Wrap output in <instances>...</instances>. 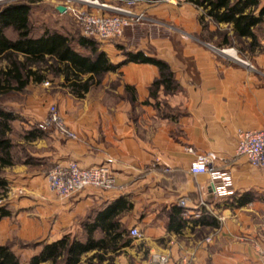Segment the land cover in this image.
Here are the masks:
<instances>
[{
  "label": "crops",
  "instance_id": "crops-1",
  "mask_svg": "<svg viewBox=\"0 0 264 264\" xmlns=\"http://www.w3.org/2000/svg\"><path fill=\"white\" fill-rule=\"evenodd\" d=\"M108 4L126 6L123 0ZM50 5L56 9L60 3ZM129 7L174 21L182 30L149 36L129 27L115 42L97 40L100 49L113 63L124 59L123 47L164 60L176 90L167 92L161 85L151 95L157 67L128 62L107 72L100 85L118 78V93L128 85L129 96L106 101L90 97L89 91L82 98L68 97L59 111L76 138L55 131L23 139L34 148L29 158H47L49 168L69 161L81 167L102 164L116 186L58 197L48 188L44 164L23 159L6 167L5 207L10 214L0 219V244L12 235L55 241L72 233L89 212L121 200L115 219L128 233L116 241L127 253L118 255L120 264H148L154 252L167 254L168 264H264V167L255 168L236 154L238 130L264 128V49L254 51L250 65L219 49L215 42L222 47L232 37L252 38L237 37L232 22H217L191 2L136 0ZM263 7L264 0H257L244 12L258 16ZM262 25L264 16L251 27L254 40ZM188 145L197 153L217 155L211 171L190 173L193 155L184 151ZM213 188L230 193L217 196ZM249 192L255 197L237 205ZM181 197L191 211L200 212L199 218L182 214ZM132 227L140 237L129 236ZM124 239L128 245H122Z\"/></svg>",
  "mask_w": 264,
  "mask_h": 264
},
{
  "label": "trees",
  "instance_id": "trees-1",
  "mask_svg": "<svg viewBox=\"0 0 264 264\" xmlns=\"http://www.w3.org/2000/svg\"><path fill=\"white\" fill-rule=\"evenodd\" d=\"M34 1L14 0L0 5V95L22 91L32 81H44L50 73L61 75L62 84L70 93L76 98H82L92 87L100 85L107 72L116 71L128 62L149 63L157 67L158 77L151 84V95L161 85L167 92L176 90L177 83L168 63L142 50H123L124 59L113 63L93 37L70 35L64 30L47 26L35 34L31 23V3ZM184 1L206 9V14L217 22H232L237 37L250 36L252 40L255 35L251 27L264 16V7L258 16L252 10L244 12L248 5L255 6L257 0ZM129 88L125 86L128 91ZM14 119V114L0 105V199L7 191L4 168L15 163V144L10 137L11 122ZM41 136L43 131L36 126L25 134L24 139ZM249 198L251 194L247 193L245 198L238 200L237 205L246 203ZM121 207V200H116L100 212H89L81 221L83 236L64 234L55 241L42 243L40 250L32 254L24 264H84L82 256L89 252L93 253L87 257V262L93 258L104 259L108 252L115 253L119 248L116 241L128 233L125 228H120L115 219L116 210ZM176 210L179 217L181 209ZM9 214L6 207L0 205V219ZM121 243L128 245L129 240L124 239ZM0 264H22L8 243L0 244Z\"/></svg>",
  "mask_w": 264,
  "mask_h": 264
},
{
  "label": "rangeland",
  "instance_id": "rangeland-1",
  "mask_svg": "<svg viewBox=\"0 0 264 264\" xmlns=\"http://www.w3.org/2000/svg\"><path fill=\"white\" fill-rule=\"evenodd\" d=\"M12 1L14 0H0V5ZM110 1L98 0V2L100 4H104L105 7L91 6L86 7L84 9L91 13H100L108 15L116 14V11L114 10L115 7L131 9L130 7L125 5L122 6L108 4L110 3ZM57 2L62 5L64 0H36L31 3V23L33 32L37 34L42 27L47 26L50 28L56 27L60 30H64L70 35H83L81 28L76 21V16L74 13H72L71 11H64L63 13H59L56 9L53 8V6L50 5L51 3L54 4ZM69 5L75 10L83 9L81 5L75 3ZM142 13L144 15V18L140 21H134L131 24L124 26L120 36L103 41H117L123 35L126 28L129 27L133 28L137 32L141 31L140 33H145L149 36H162L182 30L178 25L174 23V21H171L169 19H163L155 14H150L143 11ZM259 29L260 30L257 33V40L247 41L244 39L232 37L227 40L226 45L222 47L218 46L216 44L217 42L213 43L221 50H231L235 55H237L238 60H240L242 63L250 65L253 61L252 55L254 54V51L264 49V25L260 26ZM7 33L11 35L10 31H8ZM123 50H127V48L123 47L122 52ZM62 82L63 78L61 75H54L49 73L46 75L44 81L39 83L32 81L22 91H13L7 94L0 95V105L3 106L5 109L11 111L15 117V119L11 122L12 130L10 134V137L12 138V141L15 144L13 148V156L15 161L14 165L21 163L23 159L25 160L29 158V152L32 151L34 148L29 144L23 142L24 136L28 131L35 129L36 126L38 127L39 123L47 117L48 108L50 107V105H56L59 115L64 121V118L62 114H60L61 112L59 111L60 107L62 108L65 104V100L68 97H72L73 95L70 93L69 89L62 84ZM121 85L122 84L120 83V80L118 78L109 79L108 81H106L104 86L98 85L96 87H92L90 89L89 96L100 97L102 99H105L106 101H109L111 98L114 99L115 97L129 96L130 92L125 88L121 93H118L119 87ZM41 130L43 131V135L45 136H47V134L49 133L56 131L54 130V128L50 127ZM57 133L62 136L59 132ZM28 160L32 161L33 163H38L42 165L44 164L46 166L44 167V170H46L47 167L49 168L48 164H50V162L47 158H36V160L34 158H29ZM6 169L7 168H4L3 171L4 177L7 173ZM249 193L252 197H255L253 192ZM260 198H264V192L260 195ZM5 201L6 192L4 193V196L0 199V205L5 206ZM77 224L78 225L75 227V230L70 233L72 237L83 236L80 221H78ZM63 235L64 234L62 233L61 236ZM43 241L44 240H37V238L26 239L21 238L17 235H12V237L8 239L6 243L11 245L13 251L18 256L20 262L24 264L36 250H39L41 248V244L45 243ZM121 254L127 256L126 251L122 252L120 248L115 253L108 252L105 255L104 259L99 260L98 258H93L92 260L87 262V257H90L92 255V252H89L82 256V262H84V264H120L117 257ZM142 255L147 259V255L144 251L142 252ZM142 264L144 263L142 262Z\"/></svg>",
  "mask_w": 264,
  "mask_h": 264
},
{
  "label": "built area",
  "instance_id": "built-area-1",
  "mask_svg": "<svg viewBox=\"0 0 264 264\" xmlns=\"http://www.w3.org/2000/svg\"><path fill=\"white\" fill-rule=\"evenodd\" d=\"M126 6H131L136 0H123ZM78 4L82 10H75L69 4ZM65 11H71L76 16L82 34L87 37H93L97 40H110L120 36L124 26L134 21H140L144 18L142 12H133L129 8L115 7L116 14H100L88 12L86 7H105L98 0H64L62 3ZM224 51V49H223ZM41 129L54 128L62 136L75 139L76 134L65 124L56 105H50L47 117L38 125ZM184 151L193 155L190 161L189 171L196 175L211 171L213 163L218 159L213 152L197 153L190 145L185 146ZM236 154L244 156L248 163L255 168L264 167V128L261 129H240L237 132ZM168 171V168H165ZM46 179L49 190L58 197H68L85 188H99L108 190L116 186L115 178L105 165H96L90 167H81L74 161L65 164L55 163L46 173ZM212 193L217 196H225L230 192H218L215 188ZM183 209L182 214L195 218L201 216L199 211H191L186 204V198L181 197L177 201ZM206 205L204 199L199 202ZM130 237H140L141 233L137 227L129 229ZM169 256L165 253L154 252L150 254L148 264H168Z\"/></svg>",
  "mask_w": 264,
  "mask_h": 264
},
{
  "label": "water",
  "instance_id": "water-1",
  "mask_svg": "<svg viewBox=\"0 0 264 264\" xmlns=\"http://www.w3.org/2000/svg\"><path fill=\"white\" fill-rule=\"evenodd\" d=\"M56 9L60 12V13H63L65 11V6L63 5H57L56 6Z\"/></svg>",
  "mask_w": 264,
  "mask_h": 264
},
{
  "label": "bare ground",
  "instance_id": "bare-ground-1",
  "mask_svg": "<svg viewBox=\"0 0 264 264\" xmlns=\"http://www.w3.org/2000/svg\"><path fill=\"white\" fill-rule=\"evenodd\" d=\"M224 51H228V52H231V53H232V51H231V50H229V49H228V50H224Z\"/></svg>",
  "mask_w": 264,
  "mask_h": 264
}]
</instances>
